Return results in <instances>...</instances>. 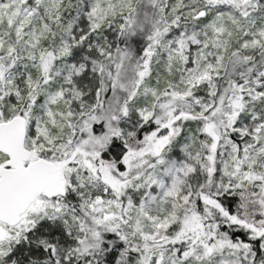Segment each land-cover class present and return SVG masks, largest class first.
<instances>
[{"label":"snow or ice","instance_id":"snow-or-ice-1","mask_svg":"<svg viewBox=\"0 0 264 264\" xmlns=\"http://www.w3.org/2000/svg\"><path fill=\"white\" fill-rule=\"evenodd\" d=\"M0 264H264V0H0Z\"/></svg>","mask_w":264,"mask_h":264}]
</instances>
